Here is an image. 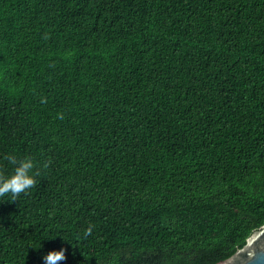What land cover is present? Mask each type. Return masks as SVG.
<instances>
[{
    "label": "trees",
    "instance_id": "1",
    "mask_svg": "<svg viewBox=\"0 0 264 264\" xmlns=\"http://www.w3.org/2000/svg\"><path fill=\"white\" fill-rule=\"evenodd\" d=\"M6 154L40 176L0 264L228 258L264 226V0H0Z\"/></svg>",
    "mask_w": 264,
    "mask_h": 264
},
{
    "label": "clouds",
    "instance_id": "2",
    "mask_svg": "<svg viewBox=\"0 0 264 264\" xmlns=\"http://www.w3.org/2000/svg\"><path fill=\"white\" fill-rule=\"evenodd\" d=\"M46 100L41 99V103ZM4 161L11 166V174L0 172V201L10 199L17 201L21 195H27L31 189L37 186V178L40 176L38 162L31 156L18 158L16 154H6ZM47 168L48 164L41 165ZM94 225H89L84 230V236L88 237L93 234ZM45 264H58L65 260L64 250L50 251L44 257Z\"/></svg>",
    "mask_w": 264,
    "mask_h": 264
},
{
    "label": "water",
    "instance_id": "3",
    "mask_svg": "<svg viewBox=\"0 0 264 264\" xmlns=\"http://www.w3.org/2000/svg\"><path fill=\"white\" fill-rule=\"evenodd\" d=\"M215 264H264V226L252 232L231 256Z\"/></svg>",
    "mask_w": 264,
    "mask_h": 264
}]
</instances>
